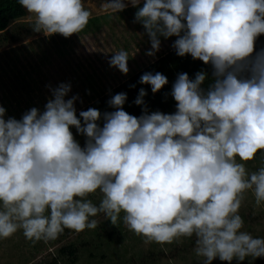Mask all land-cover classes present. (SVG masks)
Segmentation results:
<instances>
[{"label": "clouds", "instance_id": "1", "mask_svg": "<svg viewBox=\"0 0 264 264\" xmlns=\"http://www.w3.org/2000/svg\"><path fill=\"white\" fill-rule=\"evenodd\" d=\"M18 3L31 15L32 31L46 37L69 38L91 18L84 0ZM129 6L150 44L145 55L155 59L161 38H174L176 56L205 67L192 76L176 73L164 93L174 101L172 112L149 110L144 87L132 102L139 115L125 110V92L110 95L111 111H78L76 102L83 101L69 96L70 82L45 85L50 95L43 108L30 107L19 118L0 103V240L20 231L32 242L53 241L65 229H96L93 217L102 214L146 243L195 237L198 264L264 257V236L243 230L239 214L249 191L264 204V163L251 172L245 167L264 151V46L257 47L264 0L102 5L115 13ZM111 53L109 67L127 75L136 53ZM138 83L156 94L169 80L145 71ZM97 192L93 203L89 197Z\"/></svg>", "mask_w": 264, "mask_h": 264}, {"label": "rangeland", "instance_id": "2", "mask_svg": "<svg viewBox=\"0 0 264 264\" xmlns=\"http://www.w3.org/2000/svg\"><path fill=\"white\" fill-rule=\"evenodd\" d=\"M105 2L84 0L92 19L82 32L69 38L34 33L32 17L25 9L22 17L10 22L6 34L18 33L20 37L0 46V103L8 115L19 118L30 107L42 109L50 95L45 85L55 87L60 82L71 83L69 96L79 95L83 103L78 100L76 108L82 110L93 99L107 94L130 75L171 50L174 38L166 41L161 38V49L155 59L145 55L150 44L142 35L141 25L133 23L135 9L129 6L117 13L111 9L105 11L102 7ZM120 49L126 50L130 57L136 53L128 61L127 75L109 67L107 62L111 52ZM77 138L83 144V138ZM262 163L264 151L246 162L245 167L251 172ZM100 195L97 192L89 199L98 203ZM239 214L244 219L243 230L253 236H264V204L257 205L250 191L244 194ZM93 219L99 224L105 221L102 214ZM120 223L121 227H117L112 239L100 234L98 228L79 233L65 229L56 240L39 242L26 240L18 231L11 238L0 240V264H198L200 260L194 252L195 237L179 238L171 244L146 243L142 237L129 231L122 221ZM69 244L76 248L75 256L59 255L58 248ZM212 264L227 262L215 259ZM242 264H264V257H248Z\"/></svg>", "mask_w": 264, "mask_h": 264}, {"label": "trees", "instance_id": "3", "mask_svg": "<svg viewBox=\"0 0 264 264\" xmlns=\"http://www.w3.org/2000/svg\"><path fill=\"white\" fill-rule=\"evenodd\" d=\"M25 14V10L18 3V0H0V46L5 43H10L15 41L20 37V34L17 35H7L6 30L11 21L16 20L22 17ZM92 19V17L90 18ZM264 46V35L260 36L257 41V47ZM205 67L200 61H193L190 56L178 57L175 55L173 49L166 52L162 56L158 57L155 61L150 64L142 67L122 83L113 87L107 94L101 95L96 99H93L92 102L87 104L82 110H86L89 107L98 108L101 112L111 111L108 107L106 101L110 98V95L125 92L127 93V102L124 105V108L127 112L133 115H139L141 112V107L133 104L132 102L136 98L138 91L141 87H144L147 90V95L144 97L146 104L149 107V110H160V111H172L174 110V101L169 96L166 100L164 93L170 91L171 83L174 81L176 73L178 72H187L192 76L200 68ZM145 71L152 72H161L168 77L169 84L166 85L161 91L156 94L151 93L150 86L141 85L138 83L139 77ZM135 84L134 88H130L129 85ZM121 227L120 221L116 226L111 225L107 220L103 221L98 225L99 233L104 235L108 239H112L117 227ZM107 230H109L107 232ZM119 234V233H118ZM76 248L72 244L64 245L58 248L59 255H66L68 257H74Z\"/></svg>", "mask_w": 264, "mask_h": 264}]
</instances>
